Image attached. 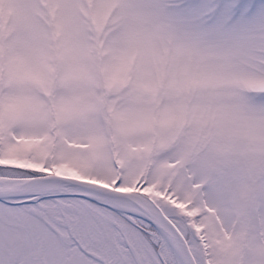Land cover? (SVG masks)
Wrapping results in <instances>:
<instances>
[{
	"label": "rangeland",
	"instance_id": "rangeland-1",
	"mask_svg": "<svg viewBox=\"0 0 264 264\" xmlns=\"http://www.w3.org/2000/svg\"><path fill=\"white\" fill-rule=\"evenodd\" d=\"M37 170L141 192L199 264H264V0H0V175ZM52 196L0 201L19 264H137L120 231L181 264L148 221Z\"/></svg>",
	"mask_w": 264,
	"mask_h": 264
},
{
	"label": "water",
	"instance_id": "water-1",
	"mask_svg": "<svg viewBox=\"0 0 264 264\" xmlns=\"http://www.w3.org/2000/svg\"><path fill=\"white\" fill-rule=\"evenodd\" d=\"M46 188H52V190L43 192ZM47 192L88 196L143 217L155 225L168 239L178 253L181 264H197L189 243L178 226L157 204L139 192L59 173L38 174L23 178H4V181L0 183V198L6 200L42 195ZM138 195L147 198L149 204L141 200Z\"/></svg>",
	"mask_w": 264,
	"mask_h": 264
},
{
	"label": "flooded vegetation",
	"instance_id": "flooded-vegetation-1",
	"mask_svg": "<svg viewBox=\"0 0 264 264\" xmlns=\"http://www.w3.org/2000/svg\"><path fill=\"white\" fill-rule=\"evenodd\" d=\"M182 218H186L185 212H183V215H181ZM0 264H19L21 262V256L23 254V249L25 247L23 238L21 233L18 234H9L8 227L9 223L4 221L3 217H0ZM7 224V225H6ZM194 233L196 234L195 228H193ZM17 235V236H16ZM124 239H126L125 235L123 234ZM114 241L117 243V246L119 244V240L117 237H114ZM116 245V244H115ZM122 252H119L118 254H121ZM104 256V255H103ZM92 258V257H91ZM95 262H98V260ZM228 264H230V260L227 259ZM104 264V263H103ZM110 264V261L108 260V263Z\"/></svg>",
	"mask_w": 264,
	"mask_h": 264
},
{
	"label": "bare ground",
	"instance_id": "bare-ground-1",
	"mask_svg": "<svg viewBox=\"0 0 264 264\" xmlns=\"http://www.w3.org/2000/svg\"><path fill=\"white\" fill-rule=\"evenodd\" d=\"M0 182H1V180H0ZM51 190H52V188H48V189L46 188L43 192L51 191ZM138 197L141 200L145 201L147 204H149V200L147 198H145L143 195H138ZM165 244L167 245L168 251H171V250L173 251V247L171 245L169 246L168 242L165 241Z\"/></svg>",
	"mask_w": 264,
	"mask_h": 264
}]
</instances>
